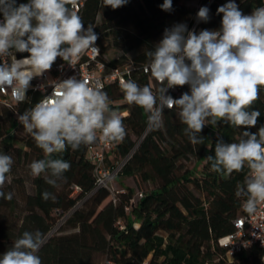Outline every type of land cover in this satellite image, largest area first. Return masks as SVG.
Segmentation results:
<instances>
[{
    "label": "trees",
    "instance_id": "16d2710c",
    "mask_svg": "<svg viewBox=\"0 0 264 264\" xmlns=\"http://www.w3.org/2000/svg\"><path fill=\"white\" fill-rule=\"evenodd\" d=\"M187 1L172 0V9L165 11L161 8L164 0H128L117 9L104 7L103 0H88L81 18L85 28L94 27L104 53L108 44L122 50L119 57L110 58L112 64L121 63L131 51L134 54L130 58L135 63L148 64L146 52L155 49L165 29L176 24H186L189 29L197 17L199 9L187 5ZM208 1L201 0L205 5ZM28 2L16 0V5ZM229 2L214 0L209 19L202 21V26L209 30L221 28L223 14H218L217 9ZM231 2L242 12L264 4V0ZM15 54L19 58L30 55ZM133 80L141 87L152 86L154 91L159 86L151 74H139ZM102 90L108 94L113 109L129 111L122 116L125 131L129 128L141 137L137 143L126 131L123 141L114 142L108 163L113 166L128 157L119 174L152 181L154 186L141 191L143 196L127 211L136 189L124 186L114 202L107 188H97L88 146L81 145L78 150L69 147L55 154L71 164L58 187L46 183L45 176L50 174L45 172L32 177V191L29 190L26 177L17 168L29 159L44 158V154L29 134H18L22 124L17 116L39 99L40 93L32 91L22 103L0 106V153L13 159L8 180L0 189L5 194L12 193L11 200L0 198V258L25 231L39 230L46 235L38 252L42 264H143L147 258L152 264H264V249L258 243L232 256L227 247L219 244L220 238L235 231L237 217L249 215L242 208L246 198L235 195L237 185L244 184L247 166L226 176L211 171V162L206 161L207 156L215 155L218 140L233 143L243 131L257 133L264 126V88L250 109L261 113L254 127L234 128L223 121L215 128L206 125L200 133L205 142L200 145H192L184 135L186 126L180 121L178 109H165L162 126L154 130L148 128V113L141 107L118 103L125 100L118 83H108ZM185 92L190 93V86L176 87V99ZM192 158L196 162L190 167L186 161ZM44 191L54 194L55 202L42 199ZM119 221H123V228Z\"/></svg>",
    "mask_w": 264,
    "mask_h": 264
},
{
    "label": "clouds",
    "instance_id": "9594fccd",
    "mask_svg": "<svg viewBox=\"0 0 264 264\" xmlns=\"http://www.w3.org/2000/svg\"><path fill=\"white\" fill-rule=\"evenodd\" d=\"M72 2L29 0L17 6L16 0H0V93L10 92L15 102L22 103L30 82L49 71L58 57L72 66L86 51H99L94 47L98 39L94 27L85 28L81 16L70 8ZM127 2L103 0V5L117 9ZM161 8L170 11L172 0H164ZM217 13L223 14L220 30L196 34L186 24H176L165 29L154 50L146 52L149 63L144 71L158 82L155 91L132 79L120 81L125 101L148 113L147 123L154 130L162 126L165 109H178L186 126L184 135L192 145L205 142L200 133L206 125L215 128L223 121L234 128H250L261 115L250 109L264 88V6L245 15L230 0ZM197 16L208 21L209 9L201 7ZM14 52L30 55L17 59ZM49 84L51 94L18 114L17 119L44 154L30 163L31 175L39 177L47 172L46 183L58 187L71 164L55 154L69 147L91 146L98 140L121 142L126 131L121 113L111 107L108 94L94 82L73 76L50 80ZM185 85L190 86V93L178 99L167 94L169 89ZM40 87L43 91L44 86ZM214 151L206 161L215 173L230 176L247 166L244 184L237 185L235 195L246 198L244 212L255 213L264 203V126L257 133L243 131L233 143L218 140ZM12 165V157L0 153V189ZM0 198L11 200L12 193L0 190ZM42 199L55 202L56 196L44 191ZM45 242L46 235L39 230L25 231L0 258V264H42L38 252Z\"/></svg>",
    "mask_w": 264,
    "mask_h": 264
},
{
    "label": "built area",
    "instance_id": "2783aa9c",
    "mask_svg": "<svg viewBox=\"0 0 264 264\" xmlns=\"http://www.w3.org/2000/svg\"><path fill=\"white\" fill-rule=\"evenodd\" d=\"M87 1L88 0H73L69 6L73 11L81 16ZM213 1L214 0H209L204 7L209 9ZM262 6H264V4ZM253 10L254 8L242 13L245 15H250ZM0 20H3V15L1 14ZM220 29L221 28L216 30ZM188 30L195 31L196 34H199L200 31L209 29L202 26V21L198 20L197 16ZM94 47L98 48L99 51L92 49L86 51L78 58V60L74 62L72 66L65 62L62 58L58 57L49 71H47L42 77H36L30 82V87L26 92V97L28 98L32 91L39 92L40 97L35 102L36 104L45 95H50L52 92V87L49 84L50 80L62 81L75 76L77 79L81 78L88 80L90 83L94 82L96 86L103 89L108 83L116 82L120 85V81L122 79L133 80L136 79L137 75L139 74H150V72L146 73L144 71V67L147 64L135 63L130 58L129 53L126 54L127 57H125L121 63L114 65L111 63L110 57H108L107 54L103 52L98 41H96ZM15 56L18 59H22L17 57L16 54ZM41 85L44 86L43 91L41 90ZM174 90L175 88L169 89L167 94L176 99ZM15 104L18 103L12 99L10 92L8 94L0 93V106L12 107ZM119 112L122 116H125V113H127V115L129 114L127 109L120 110ZM149 127L150 126H148V128ZM113 147L114 142L98 140L97 143L88 146L87 155L94 163V171L97 176V188L105 187L110 189L112 192L113 201L117 202V193L123 191V189L113 190L111 188V182L117 175H119L128 157L117 161L113 166L110 165L108 163V156ZM142 196L143 192H138L131 199L130 205L126 207L127 211H130L132 205L135 204ZM119 224L121 228L124 227L123 221H119ZM234 224L236 227L235 231L219 239V244L228 248V255L232 256L236 251L247 248L251 246L252 243H258L264 249V243H262L264 242V203L258 205L257 211L255 213L237 217L234 220ZM143 264L152 263L150 262L149 258H147Z\"/></svg>",
    "mask_w": 264,
    "mask_h": 264
},
{
    "label": "rangeland",
    "instance_id": "374dc122",
    "mask_svg": "<svg viewBox=\"0 0 264 264\" xmlns=\"http://www.w3.org/2000/svg\"><path fill=\"white\" fill-rule=\"evenodd\" d=\"M187 5L191 6V7H195V9H199L201 7H204L205 4H203L201 2V0H189L186 2ZM101 14L98 16V22L101 21ZM108 41L105 39V43H107ZM108 49H107V56L108 57H119L121 54H122V50L121 49H118V48H115L112 44H108ZM134 52L131 51L129 55H133ZM118 103H126L125 100H121L119 101ZM118 111H120L118 109ZM127 132H131V130H129V128H127L126 130ZM18 134L20 136H25L27 133L25 132L24 128H23V125L19 128L18 130ZM132 137L136 140V142L138 143L140 141V138L141 137H138L136 136L134 133H132ZM32 161L29 159V162L26 163L25 165H20L18 166V172L22 175H24L27 179V182H28V188L29 190L32 191V185H31V181H32V175H31V171H30V168H29V165ZM196 162V159L195 158H192V160H189V161H186V164L189 165L190 167H192L194 165V163ZM126 185H130L132 187H134L136 189V194L138 192H145L147 189H150L154 186V183L152 181H148V182H143L139 177H136V176H124V175H117L111 182V188L113 190H117V189H122L124 186ZM108 189V188H107ZM110 192L111 190L108 189ZM112 194V192H111ZM109 200V198H108ZM65 217H63L60 222H59V225L58 227H60L64 221ZM57 230V229H56ZM55 231V229H54ZM53 231V232H54Z\"/></svg>",
    "mask_w": 264,
    "mask_h": 264
},
{
    "label": "bare ground",
    "instance_id": "6f19581e",
    "mask_svg": "<svg viewBox=\"0 0 264 264\" xmlns=\"http://www.w3.org/2000/svg\"><path fill=\"white\" fill-rule=\"evenodd\" d=\"M26 57H28V56L22 57V59H23V58H26ZM17 59H18V58H17Z\"/></svg>",
    "mask_w": 264,
    "mask_h": 264
}]
</instances>
